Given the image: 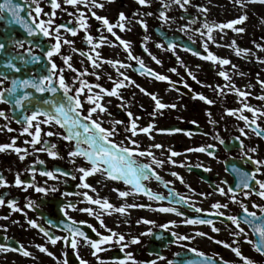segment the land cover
<instances>
[{
    "label": "snow or ice",
    "instance_id": "snow-or-ice-1",
    "mask_svg": "<svg viewBox=\"0 0 264 264\" xmlns=\"http://www.w3.org/2000/svg\"><path fill=\"white\" fill-rule=\"evenodd\" d=\"M47 2L51 8L50 12L43 11V8L40 6V0H24V5L28 6L27 17L21 15V13L25 11V7L22 6L21 3L16 2V0H2V2H0V20H4L7 17L8 23L19 25L20 28L26 33V37L38 38L42 36L54 41V43H49L48 46L45 47L43 42H37L35 39H18L14 36H9L7 38V44L9 46H14L16 49H24L23 52L17 51L15 54L8 53L2 62V66L7 71L11 73H21L22 68L26 69L28 65H37L41 62L42 58L45 59L47 63L44 66L43 72L34 73L28 78H20L19 76H13L10 78L5 73L0 72V104H8L10 108H14L20 113L17 122H22L21 135L27 134L29 137H31L30 140H25L24 143L30 145L33 149V152H44L51 159H63V157L60 156V153L56 150L57 145L55 143H51L50 141L41 138L43 130L42 126H48L50 128L59 126L61 129L65 130L64 134L47 131L43 132V135L47 137L56 136L59 139L70 142L72 144V148L67 153L69 157V163L75 165L76 158H81L85 164L88 165V167L78 166L74 169V172L80 174L78 188H82L87 191L79 193H64V195L81 196L83 198L81 202H86L89 206L77 208L74 202H69L61 208V212L64 213V216L68 221L63 226V230L67 233V235L63 237L50 235L49 232L43 228H40V231L43 232L44 236L47 237L48 242H50L52 245L57 244L58 241H63L65 244L70 245L73 252L77 256V259L79 260V264H88V261L82 259L79 256V246L81 241H83L85 245L92 249L91 255L96 257L97 264H105V261L98 255L99 253L108 250V248L103 247L104 245H120V251H124V248L127 247V244L124 243L125 236L113 231L112 229H108L101 217L104 214L111 215L112 212L124 215L128 208L143 207V205L123 204L119 207H116L111 204L107 198H100L98 195L96 198H93L89 192L95 193L96 189L91 184L86 182V178L100 175L103 179L122 181L125 185L129 186L128 190L113 189V191L118 192V196L121 198H126L129 195L143 194L147 196L149 200L162 201L165 199V197L152 192V190L148 188L143 182L152 178H155L157 182H161V176L152 166L155 165L156 167H160L165 163V161L155 159L153 157L152 151L150 150H140L139 142L133 138L139 133L149 134L150 130L154 126L149 124L146 127H138L137 120L139 118H134L131 112L127 113L129 122L124 127L125 132L130 134L129 136L125 137V139L128 141V144L131 145V147L124 145L123 141L117 143L113 139V137L117 134L116 126L124 124V121H111V128H105L102 126L104 121L100 119V116L104 113H107V107L104 103H102L104 97H116L121 101V106H124L123 97L118 90L127 86L124 81H127L129 84L134 83V81H131L128 76L124 75V73H119L121 76H123V80H114L113 87H111V89H105L98 84H89L80 78L89 74L86 70L84 72L78 73V77L73 80L72 85L65 81V77L63 75L65 69L58 68L57 64L53 61V57L55 55H60V58L67 69L76 72V69L73 68L69 62L71 60V56L61 54V48L63 45L71 47L74 42L66 39L61 30L63 29L64 33H70L72 36H75L77 35V28L69 27L68 24H56L55 20L53 19V17L56 16V10L60 9L61 11H67V9L62 8L60 0H47ZM107 2L111 3L113 0H107ZM190 2L191 0H160V10L157 19L162 22V25L169 23L172 18L166 14V10L170 9L172 5H177L180 9L186 10V6L189 5ZM232 2L240 9H244L248 4L258 3L264 5V0H232ZM62 3L71 5L79 13L76 18V24L80 29L85 31L84 40L88 45H90L91 51H95L96 49L102 47L107 38L103 35L94 38L88 32V16L84 11L79 9V5H83V7L88 10L91 17L98 21L100 25L106 29V31L110 33L116 41L119 42V45L123 46L125 52L128 54V59L136 60V62L140 65L141 74L151 75L158 81L168 80L167 76L158 74L153 70L146 68L142 60L132 55L131 51L129 50L130 42L122 39L119 35H117L116 31H114V29H119L120 32L131 31L129 25L133 23V21L123 12H120L118 14L117 21L112 23L107 17L98 15L95 11H93V9H103L105 7V4L101 3L100 0H62ZM136 3L142 7H150L152 0H136ZM33 5L34 7H32ZM194 7H197V10L200 12H207V9L202 6ZM33 13L35 14L34 16ZM42 14L48 18L41 19ZM69 15H73V13H69ZM152 15V12L133 13V17ZM183 18L184 17L182 16L181 19ZM247 19L248 17L245 13L226 23L209 24L205 22L202 27L206 31L201 32L200 35H206L208 40L212 41L213 37L211 34L214 29H232L234 32L242 33L245 30L243 27L237 28L234 26L243 24ZM194 22V20L188 21L189 24ZM135 23H138L141 28L147 32L146 21L143 19H137L135 20ZM187 30V25H182L178 29V31L181 32ZM97 31L99 32L100 29L98 28ZM144 39L147 40L148 37L145 36ZM108 43L110 46H116L110 41ZM25 44L29 45V47L26 49L24 48ZM231 46L235 47V42H233ZM156 47L160 48L162 45L157 44ZM256 47L261 51H264V45H256ZM34 48H39L41 50V55L34 54ZM174 48L175 45L169 44L168 50H173ZM204 48L207 52V55L202 56L201 59L211 61L213 64H219L221 66L229 65L231 63L228 59L218 58L212 52L208 51L206 44L204 45ZM185 50L187 51L188 49ZM5 51L6 43L5 41L0 40V53H4ZM72 51L77 52L79 50L72 48ZM144 51L148 52V49L145 47ZM242 53L244 55H248L249 50L239 47L235 48V54L237 56H241ZM80 55H87V59L91 62L93 68L100 67V64L97 63V61L101 60V56L98 51H96L95 58L92 55L86 54L84 52H80ZM149 55L151 56V53H149ZM193 55H199V53L193 52ZM252 55H255V53ZM151 58L157 64L161 63V61L155 56H151ZM179 59L180 58L177 57L178 61ZM257 61L259 63H264V59L259 57H257ZM103 63H107L114 68L117 67V65L120 68L131 66L125 65L120 61L113 60H103ZM232 67L235 68V65ZM171 71L174 72L175 69H171ZM91 74L96 75L95 72ZM240 74L243 75V73ZM218 75L223 77L225 81L229 82L224 86L225 88L234 92L238 97L244 98V100L241 101V108L227 109L226 114L229 116H235L237 120L243 121L245 128H251L258 137L264 138V129H261L257 124L258 117H264V110L254 108L246 102V98L250 95V93L236 88L235 84L231 83V77L227 72L220 71ZM192 78L196 79L195 77ZM97 79H99V76H97ZM109 80H112L111 76H109ZM6 81L8 83L7 87L4 86ZM197 82L199 83V81ZM257 82L260 83L261 88L264 89V81H260L258 79ZM77 83L79 86L74 87V85ZM137 87H139V85H137ZM248 87H251V85H248ZM93 88H97L99 91L93 92ZM85 89H87V93H85ZM140 91L146 95H149L155 102L154 111L150 115H155L158 110L176 107L175 104L168 105L162 103L155 94L148 93L143 88H140ZM216 91L217 95L219 96L226 94L224 88H218ZM46 95L47 98H45ZM82 95H84V100L81 99ZM198 98L209 105L215 103V101L207 99L203 95H199ZM257 99L264 100V96L257 97ZM84 103L89 105L86 115L83 114ZM245 111L251 113V119L247 115L243 114ZM208 115L210 116L211 114L208 113ZM0 118L9 119L3 110H0ZM5 127H7V125H5ZM7 130L9 132L13 131L11 128H8ZM158 131L163 132L167 130L160 129ZM174 131H180V129H175ZM239 131L241 135L247 136L244 128L239 129ZM216 139L219 140L220 144H225V141L220 139L218 136ZM36 145H40V147L37 148ZM162 147L163 145L158 143L152 144L150 146V148L156 149H161ZM213 147V145H206L195 149H189V151L205 152L209 156L214 157V153L209 151V149H212ZM225 147L227 148V145H225ZM240 147L241 150H243L244 145L242 141ZM9 149L16 153L21 161H23L26 156L30 154L27 148L16 146L15 138L12 139L10 144H0V152H5ZM248 151L254 153L256 149L249 148ZM169 152L170 157L168 162L174 164L175 161H172L171 157L177 156L179 153L171 150H169ZM136 157L152 158L151 164L141 162L137 160ZM247 160L250 161L254 166L251 172L241 171L240 169L233 167V172L236 175L235 187L237 189L243 190L245 199H247L250 195H256L261 200H264V179L257 178L258 175H264V159H254L251 155H248ZM35 163L43 164L44 161L37 160ZM32 171L35 172V169L32 168ZM205 171H210V169L206 168ZM171 174L180 179L177 173L173 172ZM40 175L47 177L49 180H58L61 176H70L71 179H77L75 174H71L58 168L51 171H41ZM181 182L183 183L182 179ZM97 183L99 184L101 181L98 180ZM222 183H226V181H222ZM14 184L16 187H21V185H24V181L20 178L19 174L15 176ZM8 186L9 185L6 179L0 175V187ZM29 187L33 188L35 192L41 193L45 196L50 192L58 191L55 186H39L36 183L24 185L23 190L26 191ZM218 191L220 195L228 196L232 203H240V208L242 210V215L226 216V219L230 221L232 225H234V229L230 232V235L233 237H245V243L252 245L255 252L259 253L260 255H264V205H258L256 203L252 204V208L259 210L260 214L258 215L256 211H250L245 204L236 200V193L232 187H228L227 190L224 188H218ZM170 195H172V193H170ZM178 202L192 207V205L188 203L187 198L184 196H179ZM5 203L7 207L13 212L22 211V209L17 206V202L15 200L5 201L3 197H0V206L5 205ZM34 206L35 202L31 200H28L25 205V207L29 209H32ZM91 206H96V208ZM227 207V204H221L219 202L213 203L211 208L217 211L211 213V215L224 216L225 214L219 210L222 208L226 209ZM68 210L79 211L86 213L88 216H94L99 222L100 227L104 228L109 234H101L86 221L75 220L68 214ZM155 210L162 213H175L177 216L183 215L181 212L177 211L175 207H160ZM194 210L197 213L203 212V209L201 208H195ZM0 218L7 219L8 217ZM14 223L17 222L14 221ZM27 223L32 228H39V225L34 220L28 219ZM143 223L150 224L153 222L144 220ZM172 223L174 224L175 222ZM183 223L187 225H209L211 226L212 232L215 233L220 231V229L214 226V223L211 219H204L200 217L195 219L185 218ZM81 224H87V227L92 229L93 232H96V235L99 238L90 239L81 229ZM241 224H245L250 228L255 239L247 238L248 233H246L245 229L241 227ZM161 227L167 228L168 225L165 224ZM3 230L6 232L7 228H4ZM151 234V232L142 233V235ZM172 235L176 237L177 240L190 239L188 236H179L176 233H172ZM197 235L205 236L206 233L197 232ZM4 239H7V237H4ZM209 239L213 238L209 237ZM214 242L216 244L222 245L226 249H230V251L234 253V255L242 262V264H255L253 260L242 254L240 247L234 246L239 244L238 240L233 239L231 244L221 240H214ZM131 243H139V238H132ZM36 247L41 253H46L48 256L56 259L53 253L48 251L46 247L42 245H36ZM7 251H19L24 257H30L32 255L23 244H21L19 248L7 247L0 244V252ZM189 251L195 252L197 256L204 257V253L198 252L195 249H189ZM158 259L162 260L164 257L159 256ZM129 262H131V264H138V262L134 260L131 253H126L125 258L118 261L117 264H129ZM58 264H68V262L67 260H64L62 262H58ZM150 264H156V261L153 260L150 262ZM168 264H173V262L169 261ZM184 264H195V262L185 261ZM202 264H230V262L224 260L223 257H219L218 259L204 257Z\"/></svg>",
    "mask_w": 264,
    "mask_h": 264
},
{
    "label": "flooded vegetation",
    "instance_id": "flooded-vegetation-1",
    "mask_svg": "<svg viewBox=\"0 0 264 264\" xmlns=\"http://www.w3.org/2000/svg\"><path fill=\"white\" fill-rule=\"evenodd\" d=\"M2 2V0H0ZM16 2L21 3L25 7V11L21 13L22 16L27 17V5H24V0H16ZM61 6L64 4L60 0ZM40 6L43 8L44 12H50L51 8L47 0H40ZM71 6V5H69ZM34 7V5L32 6ZM87 10V9H86ZM70 13V12H69ZM68 13V14H69ZM75 14L74 12H72ZM35 14L33 13V16ZM72 15L65 19H61L60 9L56 10V16L53 17L56 24H68L69 27L77 28V35L72 36L70 33H66L71 39L80 35L79 27L72 22ZM46 16H41V19H47ZM71 22V23H69ZM100 29L97 26L96 29ZM63 32V29L61 30ZM23 29L19 25L8 23V18L0 20V40L5 41L6 51L0 53V72L5 73L10 78L13 76H19L20 78H25V75L31 76L37 73L36 65H30L29 67L22 68L21 73H11L7 71L3 66L2 62L8 55V53L15 54L17 51L23 52L24 49H16L14 46H9L7 44V38L9 36H14L18 39L22 38ZM99 37L96 35L95 38ZM44 38V37H43ZM46 46L49 43H54L49 38H44L43 41ZM241 46V43L238 44ZM246 45V44H245ZM29 45L25 44L24 48H28ZM89 45L84 42L82 43V48L88 49ZM243 49H248L249 53L252 52L251 47L244 46ZM34 54L41 55V50L39 48L33 49ZM80 52H74L81 59L86 62H90L87 59V55H80ZM254 53V52H253ZM253 59H247L245 63H253ZM53 61L57 64L59 68L60 55H55ZM47 63V61L45 60ZM231 64V63H230ZM222 67H226L223 65ZM260 67H264L261 64ZM132 72L134 70L130 68ZM26 73V74H25ZM135 73V72H134ZM141 73V71H140ZM137 74L138 77L141 74ZM228 73V72H227ZM244 76H247V67L244 65L243 70ZM213 80L215 81L216 90L224 88L225 95H217V91L213 93L215 101L218 103L219 115L220 117L211 118L215 123H210L212 127L211 131H206L204 126L207 124L200 119V116L194 117L193 119H180L175 122H170L166 124H158L156 126L157 130L154 131L156 138L163 140H169V146L163 147L161 149H149L146 144V140L150 139L151 131L149 134H138L133 139H136L139 144L140 150H150L153 153V157L157 160L165 161V163L156 167H152L161 176V182H157L155 178L144 181L143 183L152 190V192L164 196L165 199L162 201L149 200L147 196L143 194L129 195L126 198H121L118 196V190H128L129 186L125 185L122 181H113L108 179H103L100 175H95L86 178V182L91 184L96 192H89L93 198L97 195L100 198H107L108 201L116 207L123 204H136L143 205V207H133L128 208L124 215L116 212H112L111 215L104 214L101 218L103 219L105 225L108 229L123 234L125 236L124 243L127 247L124 251H120V245L113 244L111 246L104 245L103 247L108 248L107 251L101 252L98 255L105 261V264H117L118 261L125 258L126 253H131L134 260L138 264H150L151 261L155 260L156 264H168L172 261L173 264H184L185 261H193L195 264H202L204 257H211L213 259H218L223 257L224 260L230 262V264H242V262L230 251V249L224 248L222 245L216 244L214 240H221L227 243H232L233 239H241L239 236L233 237L230 232L234 229V225L226 219L228 215H242V210L240 208V203H232L228 196L220 195L218 188H224L227 190L228 187H232L236 193V200L245 204L250 211H256L259 215V210L252 208V204L256 203L258 205H264V200H261L256 195H250L247 199L244 198L243 190L237 189L235 187L236 175L233 172V167L240 169L241 171L251 172L254 166L250 161L247 160V156L251 155L254 159H264V138L258 137L251 128H245L243 121L237 120L235 116H229L226 114L227 109H238L242 107L241 101L244 98L238 97L234 92L229 91L224 86L229 83L225 79L214 74ZM231 77V83H239V79H243L244 76H235L232 73H228ZM152 83L158 84H168L172 86L175 91L184 98L192 97L194 94L196 96L199 94V88L193 84H186L182 82H173L168 79L167 81H158L151 75H145ZM255 83L250 84L255 85L251 87V90L258 92L264 96V89L261 88L260 81H264V75H260L259 71L254 73ZM187 85V86H185ZM5 87L8 86L7 81L5 82ZM201 93V92H200ZM256 94V93H255ZM223 99L224 102L221 100ZM246 102L252 107L264 110V100L257 99L256 96L249 95L246 98ZM108 108V106H107ZM0 110H3L9 119L0 118V144L11 143L12 139L15 138L16 146L21 148H27L29 155L21 161L18 155L12 152L10 149L5 152H0V175H2L8 182V187H0V197H3L5 201L15 200L17 206L22 209L21 212H13L5 205L0 206V217H8L7 219L0 218V244L7 247L19 248L21 244L32 254L30 257H24L19 251H7L0 252V264H58L67 260L68 264H79L76 254L73 252L70 245L65 244L63 241H58L57 244L52 245L48 242L47 237L44 236L40 228L48 231L50 235L54 236H65L67 233L63 230V226L67 223V219L64 213L61 212V208L69 203L74 202L77 208L88 207L86 202H81L82 197L78 195H64V193H79L87 191L82 188H78L79 184V173L74 172L75 167L85 166L87 164L81 158H76V164L73 165L69 163V157L67 155L68 151L72 148V144L68 141L59 139L56 136L47 137L43 135V132L53 131L59 132L61 134L65 133L64 129L59 126L48 127L42 126L41 138L48 140L51 143L57 145L56 150L60 153L63 159H51L44 152H33L30 145L24 143L25 140H30L27 134L22 133V122L18 123L17 119L20 113L14 108H10L8 104H0ZM107 113L106 121L109 118L124 121V124L117 125V134L113 137L114 141L119 143L124 142V145L131 147L128 141L122 135L125 131L124 127L129 122V117L124 107H110ZM137 113L140 114L141 110L136 109ZM87 109L84 108V113L86 115ZM110 113V115H109ZM239 114V113H237ZM251 119V113L244 112ZM181 114H175L179 116ZM150 123H145L141 127H146ZM257 124L261 129H264V117H258ZM7 125V127H5ZM103 127L111 128L112 124L104 122ZM138 127H140L138 125ZM11 128L13 131L9 132L7 129ZM244 128L247 136L241 135L239 129ZM160 129H165L167 131H158ZM175 129H180V131H174ZM130 135V134H129ZM225 141L222 145L216 137ZM239 138V139H237ZM185 140V142H184ZM243 142L244 148L241 150L240 144ZM208 144H205L207 143ZM180 143H185L180 144ZM186 143H194L195 149L198 147H203L206 145H213L212 151L213 156H209L205 152H196L184 150ZM227 145V148L225 147ZM40 147V145H36ZM249 148H255L256 151L249 152ZM174 151L179 153V155L171 157L172 161L175 163H169L170 152ZM163 151L166 155L163 159L156 157V152ZM191 157H196V159H191ZM188 158V159H187ZM137 160L151 164L152 158L146 157H136ZM37 160H43V164L35 163ZM35 169V172L32 171ZM61 169L63 171L75 174L77 179H71L69 177H59L58 180H49L47 177L41 176L40 172L45 170ZM210 169V171H205V169ZM177 173L180 179L173 176L171 173ZM19 174L20 178L24 181V185H29L36 183L39 186H55L58 191L50 192L48 195H43L37 193L33 188H28L26 191L24 185L21 187H16L14 184L15 176ZM258 179H264V175H258ZM183 180V183L181 182ZM100 180L101 183H97ZM226 181V183H222ZM254 184V182H253ZM172 193V195H170ZM184 196L187 198L188 203L192 205L189 207L186 204L178 202V197ZM28 200L34 201L35 206L32 209L25 207ZM219 202L221 204H227L228 207L222 208L219 211L223 212L224 216L211 215V213L217 210L212 209L211 205L213 203ZM96 208V206H91ZM160 207H175L177 211L181 212L182 216H177L175 213H162L156 211ZM195 208L203 209V212H195ZM68 214L77 221H86L91 224L97 231L103 235L109 234L104 228L100 227L99 222L94 216H88L86 213L79 211L68 210ZM197 217L204 219H211L214 226L220 229L219 232H212L211 226L209 225H187L183 223L185 218L195 219ZM31 219L36 221L39 228H32L27 220ZM144 220L152 221L153 223L145 224ZM17 222V223H14ZM165 222L168 227H161V223ZM172 222H175L174 224ZM165 225V224H164ZM81 229L86 233L90 239H98L96 232L87 227V224H81ZM241 227L245 229L248 233V239H254L250 228L241 224ZM7 228L5 232L3 229ZM151 232V235H142V233ZM197 232L206 233L205 236L197 235ZM176 233L179 236H188V240H177L176 237L172 235ZM7 237V239H4ZM139 238V243L132 244V238ZM207 240L204 246L201 245L202 241L198 238ZM212 237L213 239H209ZM245 239V237H244ZM243 241H241L242 243ZM244 243V242H243ZM247 244V243H246ZM36 245H42L52 252L56 259L48 256L46 253H41ZM253 251V247L247 244ZM236 246V245H234ZM245 246V245H244ZM189 249H195L198 252L204 253V257L197 256L195 252L189 251ZM92 249L84 244L83 241L80 242L79 246V256L88 261V264H97L96 257L91 255ZM247 253V250H244ZM255 253V251H254ZM257 253V252H256ZM243 254V252H242ZM244 255V254H243ZM258 257L261 258L262 262L259 264H264V256L257 253ZM159 256H163L164 259H158ZM131 264V262H129ZM257 264V263H255Z\"/></svg>",
    "mask_w": 264,
    "mask_h": 264
},
{
    "label": "rangeland",
    "instance_id": "rangeland-1",
    "mask_svg": "<svg viewBox=\"0 0 264 264\" xmlns=\"http://www.w3.org/2000/svg\"><path fill=\"white\" fill-rule=\"evenodd\" d=\"M100 2L104 3L105 7L103 9H93V11H95L98 15L107 17L110 22L115 23L120 12H125L127 17L132 19L133 23L129 25L131 31L127 32L128 42H130L129 50L133 56L138 57L143 61L146 68H149L158 74L167 76L170 81L182 82L187 85L193 84L199 88V94H202L207 99L215 101L213 93L216 92V86L212 76H215L214 74L219 73L220 71L232 73V75L235 76H244V74L241 75L240 73H243L245 65V67H247L248 74L247 76H244L243 79H239V83H235L236 88L241 91L249 92L251 96H263L259 94L260 89L258 92L251 90V87L255 85H251V87H248V85L255 83L254 73L256 71H259L260 75H264V67H260V65L264 63H259L257 61V57L264 59V51H261L256 47V45H264V5L258 3L248 4L244 9H240L232 2V0H191L190 4L186 6V10L180 9L177 5H172L170 9L166 10V14L170 16L172 20L169 23L162 25V22L157 19L160 10V0H152L150 7L140 6L136 3V0H113L111 3L107 2V0H100ZM194 6H202L207 9V12H200L197 10V7ZM78 7L88 16V32L94 38L96 35H103L107 39L104 45L95 51L90 50V45L88 49L84 50L82 48V43L85 42V31L83 29L79 28L80 35L74 39L69 38L66 33L62 32L66 39L74 42L71 47L63 45L61 48V54L71 56V60L69 62L73 68L76 69V72L67 69L60 58L59 68L65 69L63 75L67 83L72 85L73 80L78 77V73L86 70L89 74L80 78L89 84H98L105 89H111V87H113L114 80H123V76L119 73H124V75L128 76L131 81H134V83L129 84L127 81H124L127 86L118 90L123 97L124 106H121V101L116 97L105 96L102 103H104L106 107L108 106L107 113L109 112L108 109L111 106L115 108L124 107L127 113L131 112L134 118H139L137 120V124L140 127L146 122L152 124L154 127L150 130L151 138L146 140L147 145L139 144L148 146L149 149H153L150 148L152 144L158 143L167 148L170 144L167 139L160 140L155 137L156 134L154 131L157 130L156 126L160 123L166 124L183 118L188 120L200 116V119L207 124V126H204L205 130L208 132L211 131L212 133L210 123H215L214 121H216V118L220 117L218 103L216 101L211 105L206 104L204 101L200 100L198 98L199 96H196V94L192 97L184 98L168 84L152 83L151 80L144 76V74H141V76L138 77L136 73L130 70L133 66H139L136 65V60L128 59L127 52L123 53L121 49H118L117 56L104 59V56L107 53L105 48L110 47L108 42H114L115 38L108 33L98 21L91 17L90 13L83 7V5H79ZM62 8H66L67 11L60 10L61 19L66 20V18L70 16L68 13L74 12L75 14L71 17L72 22L76 24V18L79 15L76 9L66 4H64ZM134 12H152L153 15L133 17ZM245 13L247 14L248 19L243 24L234 26L237 28L243 27L245 30L242 33L234 32L232 29H214L211 34L213 37L212 41H209L206 35H200L201 32L206 31L202 27L205 22L209 24L226 23ZM182 16L184 17L183 19H181ZM137 19H143L146 21L147 32H145V30L141 28L138 23H135V20ZM190 20H194L195 22L189 24L188 21ZM182 25H187L188 30L184 32L178 31ZM97 26H100L99 32L96 29ZM114 31H116L117 35L123 36V33L120 32L119 29H114ZM157 31L163 32L166 37H178L190 42L197 50L200 51L201 55H193V52H189L188 50L186 51L182 45L174 41L172 44L175 45V48L173 50H168L169 46H167V42H165L163 38L157 34ZM145 36L148 37L147 40L144 39ZM233 42H235V47L231 46ZM240 43L241 46L238 45ZM157 44H161L162 47L157 48ZM205 44L207 45L208 51L212 52L218 58L228 59L231 64L226 65L224 68L219 64H213L211 61L201 59L202 56L207 55L204 48ZM244 46H248V48L251 47L252 52L248 53V55H244L242 53L241 56H237L235 54V48H244ZM145 47L148 49V52L144 51ZM72 48L88 52L94 58L96 51H98L100 53L101 60L97 61V63L100 64V67L93 68L91 62H86L81 59L72 51ZM253 52L255 55H252ZM149 53H151V56H155L158 60H160L161 63L157 64L151 58ZM177 57L180 58L179 61L177 60ZM250 57L253 59V63H245L247 59H250ZM103 60L120 61L125 65L131 66L120 68L117 65V67L114 68L107 63H103ZM233 65H235V68L232 67ZM171 69H175V71L173 72ZM93 72H95L96 75H92L91 73ZM97 76H99V79H97ZM109 76L112 77V80H109ZM192 77H195L196 79H193ZM197 81H199V83ZM137 85H139V87H137ZM222 85L224 84H221L220 88ZM78 86V83L74 85V87ZM140 88L145 89L148 93L155 94L162 103L168 105L175 104L176 107L158 110L155 115H150L154 111L155 102L149 95L141 92ZM92 91L98 92L99 89L93 88ZM85 93H87V89H85ZM81 99L84 100V95L81 96ZM221 100L224 102L223 99ZM88 107L89 105L84 103V108L88 109ZM137 108L141 110L140 114L137 113ZM107 113L101 115L100 119L104 122L112 124L111 121L116 119L109 118V120L106 121L105 119L107 117ZM208 113L211 115L209 116ZM175 114L181 115L175 116ZM211 118H214V121H212ZM122 135L127 137L129 136V133L124 131ZM180 144L184 145L185 143ZM205 144H208V142ZM193 147L194 143H186L184 150H188ZM164 156L166 155L163 151L156 152L157 158L163 159ZM193 158L196 159V157H191V159ZM164 224L166 223L162 222L161 226ZM239 237L241 239H237L239 244L236 246L240 247L244 256L250 258L257 264L261 263L262 260L258 257L257 253H254V250L252 251L250 246L244 242V237ZM198 239L202 241L201 245L205 247L204 244L207 243V240L202 238ZM241 241L244 243H241ZM245 249L247 250V253H244Z\"/></svg>",
    "mask_w": 264,
    "mask_h": 264
},
{
    "label": "water",
    "instance_id": "water-1",
    "mask_svg": "<svg viewBox=\"0 0 264 264\" xmlns=\"http://www.w3.org/2000/svg\"><path fill=\"white\" fill-rule=\"evenodd\" d=\"M157 34L160 35V37L163 38V40H164L165 42H167L168 46H169V44H172V42L174 41V42H177L178 44L182 45L185 49H188L189 52H197V53L201 54L200 51H198V50L195 48V46H194L193 44H191L190 42H188V41L182 40V39H180V38H178V39H177V38H169V37L167 38V37L165 36V34H164L163 32H161V31H157ZM162 34H163V35H162ZM22 38H23V39H25V38H27V39H35L37 42H43V41H44V40H43L44 38H43L42 36H41V37H38V38H30V37H26V33H25V32L22 33ZM43 43H44V42H43ZM27 45H28V44H27ZM44 46L47 47L45 43H44ZM45 64H46V62H45V60L42 58L41 62H40L39 64L36 65L37 73H41V72H43ZM29 66H30V65H28L27 67H29ZM28 77H29V76L26 74V75H25V78H28ZM45 98H47V95H46ZM254 239H255V237H254Z\"/></svg>",
    "mask_w": 264,
    "mask_h": 264
},
{
    "label": "bare ground",
    "instance_id": "bare-ground-1",
    "mask_svg": "<svg viewBox=\"0 0 264 264\" xmlns=\"http://www.w3.org/2000/svg\"><path fill=\"white\" fill-rule=\"evenodd\" d=\"M126 16L127 14L125 12H123ZM127 32L128 31H124L123 36H120L122 39H124L125 41H128L127 38ZM112 44L116 45V46H110L109 48H105V50L107 51L106 55L104 56V59H109V58H113L114 56L118 55V49H121V51L123 53H126L123 46L119 45V42L114 40V42H112ZM136 65H139L138 63H136ZM140 66V65H139Z\"/></svg>",
    "mask_w": 264,
    "mask_h": 264
}]
</instances>
